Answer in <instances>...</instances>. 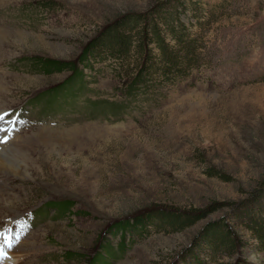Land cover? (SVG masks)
Instances as JSON below:
<instances>
[{
	"label": "rangeland",
	"instance_id": "obj_1",
	"mask_svg": "<svg viewBox=\"0 0 264 264\" xmlns=\"http://www.w3.org/2000/svg\"><path fill=\"white\" fill-rule=\"evenodd\" d=\"M175 2L0 0V110L26 100L57 108L18 144L14 132L8 147L0 142V153H29L11 163L27 167L22 176L0 170V227L49 208L19 227L15 261L264 264L247 228L264 217V0H185L180 14ZM157 6L198 38L197 63L131 85L134 70L88 50L121 16ZM42 126L51 136H34ZM157 207L205 216L177 232L136 222ZM221 223L241 242L209 256L206 235Z\"/></svg>",
	"mask_w": 264,
	"mask_h": 264
},
{
	"label": "trees",
	"instance_id": "obj_2",
	"mask_svg": "<svg viewBox=\"0 0 264 264\" xmlns=\"http://www.w3.org/2000/svg\"><path fill=\"white\" fill-rule=\"evenodd\" d=\"M184 3L185 0H176L174 8H178V13L181 8L182 10L187 9ZM179 14H176L175 18V10L171 9L167 12L157 6L145 13L121 16L110 24V28L88 51L110 54L120 61L123 70L130 73L134 70L131 85H145L147 79H172L183 75L190 66L197 63L196 49L199 41L185 30ZM105 54L101 53V55ZM49 65L52 68L60 66L59 63ZM60 206L57 205L55 208L68 209L70 203ZM204 216V213L197 211L157 207L148 211L143 219L140 217L136 222L140 223L145 219L162 231L177 232L196 224ZM249 221L248 230L263 248L264 217L261 218L260 214H254ZM148 223L146 222L145 225ZM205 239H207L209 256H216L221 252L232 255L241 242L233 229L224 223L211 227Z\"/></svg>",
	"mask_w": 264,
	"mask_h": 264
},
{
	"label": "bare ground",
	"instance_id": "obj_3",
	"mask_svg": "<svg viewBox=\"0 0 264 264\" xmlns=\"http://www.w3.org/2000/svg\"><path fill=\"white\" fill-rule=\"evenodd\" d=\"M5 109V108H3ZM3 109H1L0 111H2ZM2 136H0V142H2L1 139ZM10 140V138H9ZM11 142V141H8ZM8 144V143H6ZM18 144V143H17ZM20 145H15L13 148V153L12 154H5V153H0V170L1 171H7V172H11V173H15L16 175L22 176L21 174H24L25 172H28L27 167L23 166H19L17 165L15 170L13 171V169L11 168V163L13 161H18V159H26L29 156V153L26 151V149L24 150L23 148L19 147ZM32 146V145H31ZM3 147V146H2ZM8 147V146H7ZM1 148V147H0ZM2 149V148H1ZM5 149V148H4ZM33 150V147H32ZM33 152V151H32ZM35 152H37L36 150L33 152V154H35ZM2 188L0 186V200H3L4 202L8 201V196H5L4 192L2 193ZM7 194V193H6ZM8 195V194H7ZM3 203V202H2ZM17 247V246H16ZM14 247V248H16ZM21 247V246H20ZM20 248H18L19 250ZM20 258V257H19ZM22 259H18L17 261H14L13 264H25L23 261H21ZM9 263V262H7Z\"/></svg>",
	"mask_w": 264,
	"mask_h": 264
}]
</instances>
